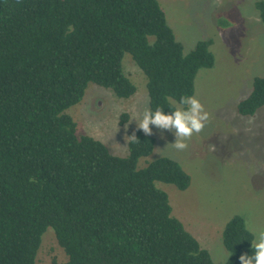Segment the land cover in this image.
I'll use <instances>...</instances> for the list:
<instances>
[{"label": "trees", "instance_id": "1", "mask_svg": "<svg viewBox=\"0 0 264 264\" xmlns=\"http://www.w3.org/2000/svg\"><path fill=\"white\" fill-rule=\"evenodd\" d=\"M255 9L264 26V1ZM212 44L184 54L157 0H0V264H36L47 229L63 264H216L156 187L187 190L181 165L161 157L138 168L154 149L152 136L136 131L128 154L116 156L78 136L66 113L89 84L132 97L125 54L146 78L148 107L167 112L194 95L200 70L213 68ZM263 106L264 74L237 112L252 116ZM221 240L223 264L251 254L239 215Z\"/></svg>", "mask_w": 264, "mask_h": 264}, {"label": "rangeland", "instance_id": "2", "mask_svg": "<svg viewBox=\"0 0 264 264\" xmlns=\"http://www.w3.org/2000/svg\"><path fill=\"white\" fill-rule=\"evenodd\" d=\"M157 1L184 54L200 41L213 42L214 66L199 71L194 90L209 112V123L186 141L184 150L173 146L172 134L165 132L161 138L153 128L154 149L139 160L138 168L161 157L181 165L191 179L187 190L163 183L156 187L167 194L172 216L209 252L214 263L223 264L229 253L221 235L233 216L264 227V106L252 116L237 112L238 103L250 94L254 78L264 74V26L255 9V3L264 0ZM122 69L136 88L132 97L120 99L111 90L89 84L82 101L66 113L76 123L78 136L92 137L111 154L125 157L128 136L137 129L139 114L149 100L146 78L129 54L123 57ZM66 260L52 229H47L36 264H63Z\"/></svg>", "mask_w": 264, "mask_h": 264}, {"label": "clouds", "instance_id": "3", "mask_svg": "<svg viewBox=\"0 0 264 264\" xmlns=\"http://www.w3.org/2000/svg\"><path fill=\"white\" fill-rule=\"evenodd\" d=\"M209 123V112L194 95H183L177 106L165 111L163 106L145 107L139 114L137 129L146 135L153 134V128L158 130L161 138L164 133L174 136L173 146L178 150L188 147L186 141L194 134H200ZM150 125L152 127H150ZM133 130L128 137L132 143L138 141ZM245 231L251 236V254H242L240 264H264V227L253 226L250 220H245Z\"/></svg>", "mask_w": 264, "mask_h": 264}]
</instances>
